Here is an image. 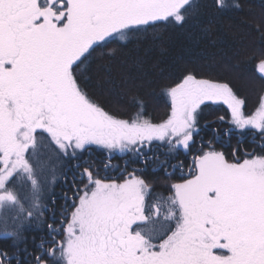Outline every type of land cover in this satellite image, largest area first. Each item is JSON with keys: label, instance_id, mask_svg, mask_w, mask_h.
<instances>
[{"label": "snow or ice", "instance_id": "6c2138e0", "mask_svg": "<svg viewBox=\"0 0 264 264\" xmlns=\"http://www.w3.org/2000/svg\"><path fill=\"white\" fill-rule=\"evenodd\" d=\"M214 4L244 7L243 0ZM198 9L195 0H0V239L15 247L27 226L46 224L48 246L41 241L31 264H264V143L242 155L237 146L232 159L212 139L196 146L202 113L219 104L226 134L255 129L264 139V87L246 112L230 82L189 71L164 86L170 110L159 122L137 94L125 118L88 88L92 63L114 55L110 44L155 34L160 24L183 27ZM255 28L262 43L249 60L264 81V23ZM153 141L195 153L190 164L171 165L181 176L169 195H153L136 170L111 179L84 161L75 165L79 183L74 178L70 204L65 194L59 223L55 214L52 223L42 219L41 147L78 161L93 146L143 155ZM13 259L0 250V264Z\"/></svg>", "mask_w": 264, "mask_h": 264}, {"label": "trees", "instance_id": "16d2710c", "mask_svg": "<svg viewBox=\"0 0 264 264\" xmlns=\"http://www.w3.org/2000/svg\"><path fill=\"white\" fill-rule=\"evenodd\" d=\"M199 5L196 15L190 17L183 27L160 24L149 33L126 44H110L115 48L114 55L104 61H94L89 69V90L103 106L125 118L134 109L129 106V98L137 94L146 101V112L156 122L166 118L170 110V101L164 93L165 85L177 82L189 71L198 77H211L228 81L234 90L246 101V112L255 109L259 102L264 81L253 71V62L249 56L261 47L259 33L255 25L264 23V0H243L242 10L233 7L217 8L214 0H195ZM233 0H225L230 5ZM102 65H106L104 67ZM225 105H212L204 110L199 120L197 147L201 138L213 140L216 148L232 159L237 146L240 155L245 151L260 152L264 143L255 129L234 130L226 134L231 127L227 121L220 122L217 117L224 115ZM214 132L220 136L214 139ZM54 148V146H53ZM41 158L46 167V187L41 203L47 205L42 219L52 223L55 214L59 223L60 213L65 206V194L68 203L74 191L73 180L79 183L77 163L84 161L94 164L101 176L111 179L126 178L136 170L137 175L150 185L153 195H169L170 184L178 182L181 169L173 170L171 165L183 162L191 163L194 152L185 153L183 149L169 151L166 142H152L142 148L143 155L128 152L123 155L109 153L93 147L77 160L66 157L59 159L46 146L41 147ZM161 162H166L161 165ZM108 165V168H105ZM167 169V173L165 172ZM186 171V168L184 169ZM13 185H10L12 187ZM17 189L21 185L16 184ZM30 184L23 188L27 191ZM48 229L46 224L32 223L24 232L25 240L13 247L11 241L0 239V250L14 255L12 264H31L34 254H38L41 241L47 247ZM27 248V252L23 249Z\"/></svg>", "mask_w": 264, "mask_h": 264}, {"label": "rangeland", "instance_id": "374dc122", "mask_svg": "<svg viewBox=\"0 0 264 264\" xmlns=\"http://www.w3.org/2000/svg\"><path fill=\"white\" fill-rule=\"evenodd\" d=\"M153 142L161 143V142H163V141H153ZM93 147L97 148L96 146H93ZM98 149H100V148H98ZM102 150H104V149H102ZM105 151H107V150H105ZM113 153H115V154H119V155H123V154H126V153H128V152L120 153V152L117 150V151H115V152H113Z\"/></svg>", "mask_w": 264, "mask_h": 264}]
</instances>
